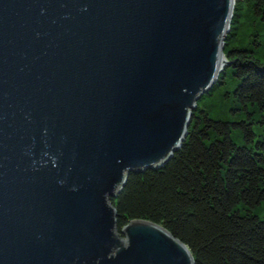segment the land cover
I'll return each instance as SVG.
<instances>
[{
  "label": "water",
  "instance_id": "95a60500",
  "mask_svg": "<svg viewBox=\"0 0 264 264\" xmlns=\"http://www.w3.org/2000/svg\"><path fill=\"white\" fill-rule=\"evenodd\" d=\"M233 5L0 0V264H194L109 198L180 146Z\"/></svg>",
  "mask_w": 264,
  "mask_h": 264
},
{
  "label": "trees",
  "instance_id": "16d2710c",
  "mask_svg": "<svg viewBox=\"0 0 264 264\" xmlns=\"http://www.w3.org/2000/svg\"><path fill=\"white\" fill-rule=\"evenodd\" d=\"M248 15L264 21V0H234L223 47L229 64L206 92L231 74L234 101L247 118L211 117L197 101L172 156L157 169L131 171L109 198L118 230L131 219L155 222L188 247L194 264H264V217L250 209L264 200V61L250 48L230 46L238 17Z\"/></svg>",
  "mask_w": 264,
  "mask_h": 264
},
{
  "label": "rangeland",
  "instance_id": "374dc122",
  "mask_svg": "<svg viewBox=\"0 0 264 264\" xmlns=\"http://www.w3.org/2000/svg\"><path fill=\"white\" fill-rule=\"evenodd\" d=\"M254 18V19H253ZM257 16L248 15L238 17L236 35L232 37L230 46L247 47L254 51V55L264 61V21L258 20ZM225 40V39H224ZM237 80L228 74L225 77V83L216 86L211 95L204 94L203 97L198 99L199 106L206 108L211 117L221 118L225 120L237 121L244 115L240 114L238 104L234 101L232 89L234 88ZM244 118H247L245 115ZM253 128L259 132L258 123L254 122ZM232 137L235 141L240 143L241 135L239 130L232 129ZM255 214L264 217V200L255 207L250 208Z\"/></svg>",
  "mask_w": 264,
  "mask_h": 264
}]
</instances>
